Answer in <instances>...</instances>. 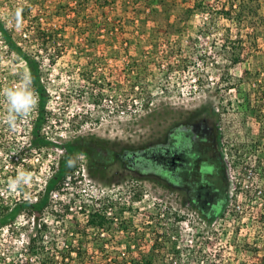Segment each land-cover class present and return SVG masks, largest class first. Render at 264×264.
Listing matches in <instances>:
<instances>
[{
    "label": "rangeland",
    "instance_id": "1",
    "mask_svg": "<svg viewBox=\"0 0 264 264\" xmlns=\"http://www.w3.org/2000/svg\"><path fill=\"white\" fill-rule=\"evenodd\" d=\"M240 2L0 0V22L41 64L49 91L44 132L55 143L19 151L36 98L25 60L0 32L4 202L39 196L76 135L114 148L145 144L176 119L207 110L225 154L227 197L207 219L155 176L101 169L75 151L76 170L38 218L42 251L53 252L55 264H133L149 256L152 264H264V27L257 18L264 0ZM230 4L241 19L237 9L234 18L219 11ZM13 91L32 98L27 111L14 110ZM94 210L110 220L90 224ZM33 221L21 210L0 227V264L42 258L26 242ZM65 246L78 251L63 254Z\"/></svg>",
    "mask_w": 264,
    "mask_h": 264
},
{
    "label": "trees",
    "instance_id": "2",
    "mask_svg": "<svg viewBox=\"0 0 264 264\" xmlns=\"http://www.w3.org/2000/svg\"><path fill=\"white\" fill-rule=\"evenodd\" d=\"M245 1L246 0H239L241 5H244ZM249 7L251 9V5H247V8ZM232 9L238 10L235 15L238 19H241L244 13L240 8L238 9V7H234L232 4H230L229 7L223 6V8L219 9V11L227 17L230 16L234 18L235 16H232L231 13ZM257 15L258 22H260V24L264 27V14ZM0 32L3 33L5 41L8 45L25 60L29 70L28 73L31 89L35 92L36 98L34 115L29 128L30 137L20 143L19 151L26 153L33 147L40 148L44 145H54V140L50 139V136L44 132L48 119V110L46 105L49 97V91L42 77L41 64L35 55L27 54L19 45L15 43V40L11 38L1 22ZM44 33V31H40L38 34L39 37L43 38ZM158 147V140L147 142L145 144L114 148L107 146L104 141L94 137L93 135H76L69 138L65 143L67 151L66 154H64V156L58 161V165L54 169V173L46 179L42 193H40L39 196H36L35 199H17L11 203L4 202L0 196V227L5 223L14 220L21 210H26L27 213L31 215V218L35 220L33 221L31 227L32 231H29L27 234L26 242L29 243L31 247H34L35 245L36 247L41 248H35L33 251L34 253L43 255L42 258H38L35 264H55L52 256L53 252L51 251L52 253H46L45 255V252L42 251L44 244L41 243V232L44 230L45 223L42 222L39 224L38 218L41 216L44 208L49 203L52 192L54 190H60L68 173L72 177V173L76 170L78 164L76 163L73 153L82 149L86 152L90 162L97 164L101 169H106L109 166L115 165L120 168L128 169L131 172H134L137 176H155V174L161 170L160 164L155 157ZM163 148H166V144L163 145ZM90 216L91 220L89 223L101 227L108 222V220H110L109 217L101 210L92 211ZM154 248L155 247L152 246L150 248V252H153L155 250ZM70 251H78V247L65 246L63 254L69 253ZM133 264H152V256L144 258L139 262H134ZM164 264L173 263L172 261H169ZM210 264L217 263L212 261Z\"/></svg>",
    "mask_w": 264,
    "mask_h": 264
},
{
    "label": "flooded vegetation",
    "instance_id": "3",
    "mask_svg": "<svg viewBox=\"0 0 264 264\" xmlns=\"http://www.w3.org/2000/svg\"><path fill=\"white\" fill-rule=\"evenodd\" d=\"M158 142L155 157L161 170L155 174L157 180L204 218L216 214L227 197L226 160L209 112L176 119Z\"/></svg>",
    "mask_w": 264,
    "mask_h": 264
},
{
    "label": "clouds",
    "instance_id": "4",
    "mask_svg": "<svg viewBox=\"0 0 264 264\" xmlns=\"http://www.w3.org/2000/svg\"><path fill=\"white\" fill-rule=\"evenodd\" d=\"M8 98L17 112L27 111L32 104V98L23 91H13Z\"/></svg>",
    "mask_w": 264,
    "mask_h": 264
}]
</instances>
